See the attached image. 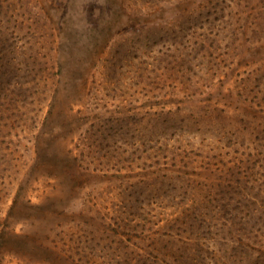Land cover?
Returning <instances> with one entry per match:
<instances>
[{
    "label": "rangeland",
    "instance_id": "rangeland-1",
    "mask_svg": "<svg viewBox=\"0 0 264 264\" xmlns=\"http://www.w3.org/2000/svg\"><path fill=\"white\" fill-rule=\"evenodd\" d=\"M231 1L0 0V109L13 116L8 136L0 120V228L5 220L10 229L0 264H52L68 244L120 264L124 253L165 242L167 217L195 204L189 192L203 178L218 189L240 157L261 149L264 139L251 137L215 147L225 140L218 122L232 133L263 88L264 70L251 69L264 65V42L241 34L237 18L264 7L243 0L252 7L229 13ZM213 105L224 114L209 121L199 112ZM84 137L100 147L88 169L72 160ZM16 138L26 166L41 158L32 171L6 154ZM260 165L247 174L264 189ZM55 219L62 227L50 242Z\"/></svg>",
    "mask_w": 264,
    "mask_h": 264
},
{
    "label": "trees",
    "instance_id": "trees-1",
    "mask_svg": "<svg viewBox=\"0 0 264 264\" xmlns=\"http://www.w3.org/2000/svg\"><path fill=\"white\" fill-rule=\"evenodd\" d=\"M230 3L231 4L226 5V7L230 9L229 13L232 12L233 7L238 5L246 7L250 2L232 0ZM252 5L262 9L264 7V0H255V2H252ZM224 7L225 6H222L221 9ZM222 15H220V18ZM229 15L231 16V14ZM238 17L237 19L239 21H243L240 24L241 26L243 25L240 32L241 34L247 33V31L258 33L259 36H261L257 38L259 39L257 41L264 42V38H262L264 37V11L261 10L258 13H240ZM220 21L223 22V25H225L224 27L233 26V23L229 22V20L223 21L219 19V22ZM248 23L249 25H247ZM250 26H252V28ZM250 41L253 42L255 40ZM260 70H264L262 61H258L256 66L251 69L252 74H256ZM260 78H262L263 88L262 96L256 98L255 104L256 106L259 105L258 109L252 110L246 108L241 113L239 119L233 118L232 133L229 132L230 129L227 131L225 128H222L225 127V124H221V121L218 122L219 127L217 128L219 135L225 140L223 142L224 144H219L220 138L217 137V144L215 146L217 149L237 144L236 140L238 139H240L238 145L242 147L245 140L244 138L246 137L248 139L249 137L253 138L255 142H262L264 139V74L261 75ZM6 108L8 110L10 107H5L2 111L0 109V120H2L3 123V135H7L13 127L11 124L13 116H8L6 114ZM223 109L224 108H218L213 105L210 108H204L202 112L199 113L201 116L207 115L210 121L211 118H219V115L222 117L220 112L223 113ZM8 117L11 118H9L7 122L6 119H8ZM236 121H238V124ZM9 127L10 129L8 130ZM13 134L15 135V132ZM233 134L236 138L232 140L231 136ZM16 139L7 141L5 145V148H8L6 154L12 155L13 152L17 153L19 148L18 145L21 143L19 141L21 140L17 139L16 141ZM34 142L33 152L36 153L38 147L36 137L34 138ZM258 143L261 145V149L256 151V154H251L250 151H248L245 157H240L237 163L234 164L235 166H233V168H237L235 173H231L230 177L217 179L218 182H216V184L221 185L220 188L215 189L211 187L210 189H206L207 187H205V185H208L210 182L209 179L203 178L200 185L204 186L205 189H202L204 187L200 189H191L189 192V196L191 195V197L189 198H191L195 204H182V207H180L178 211V215L176 211L172 216L167 217V221L171 222V224H165V230L160 231L162 235L166 236L165 242L163 238L162 240L151 241V243H153L152 245L144 249L139 248L141 249L139 252L140 254L136 253L135 255L129 256L124 253L120 264H264V189L259 188L261 184L259 179L262 181V177H257L254 175V172L247 174L249 170L253 169L252 166H254V164H261L260 166H264V141L263 143ZM205 145L207 144H202L201 147ZM99 149V145L95 144L93 141H88L84 137L83 142L79 146V153L74 154L72 157V160L75 162L73 164L76 165L77 168H80L82 167L81 164L84 163L88 169V165L99 163L100 156L96 155L99 154ZM236 149L238 150L239 147H236ZM2 153L5 152L3 151ZM165 155L166 154H164L163 157H165ZM253 155L257 157L254 159L253 157L251 158ZM21 156L22 155L19 154L13 158L11 156L10 161L13 159L15 161L20 158L21 160L19 159L17 161H20V164L26 166L27 160L24 161ZM39 159L41 158L35 154V156L32 157V161L28 162L26 168L32 171L33 163L37 165V163L40 162ZM185 165H187V163H185ZM95 167L96 165L94 169ZM241 168L244 169L242 170ZM228 169H231V166ZM53 174L56 175L55 172ZM223 185H225V187ZM232 185H241V189H234L235 187L233 188ZM34 206L37 208L36 210L40 208L41 211V204ZM60 224L58 219H55L53 223L49 224V233H47V235L49 234L51 236L50 242H52L56 234H58L56 227L57 229L58 227H62ZM92 225H94L95 228L99 227L95 225V222H93ZM9 230L8 224L3 220L1 222L0 238H5L3 236H6L8 232H10ZM84 231L85 228H81L78 234L80 237H71L73 247L76 243L80 242ZM75 233L77 234L76 231H74V234ZM67 234L71 235V232L68 231ZM68 245L71 251L69 250L68 253L62 255L57 253L56 261L54 260L52 264H108L110 261H113L112 264H117L118 260H116L115 257H110L109 259L105 257V259L102 260L103 257L101 258V255L94 256L87 251L82 253L84 246L79 248L75 246V249L78 251L76 252L72 251L70 244ZM115 256H118V254ZM36 264H49V262H38Z\"/></svg>",
    "mask_w": 264,
    "mask_h": 264
}]
</instances>
